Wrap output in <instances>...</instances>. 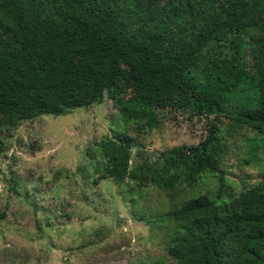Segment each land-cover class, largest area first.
Here are the masks:
<instances>
[{
	"label": "trees",
	"instance_id": "16d2710c",
	"mask_svg": "<svg viewBox=\"0 0 264 264\" xmlns=\"http://www.w3.org/2000/svg\"><path fill=\"white\" fill-rule=\"evenodd\" d=\"M105 96L143 133L168 108L214 115L198 145L133 168L132 136L97 143L103 179L194 190L218 170L222 119L264 135V0H0V115L64 116ZM168 217L174 264H264V181L223 204L194 196Z\"/></svg>",
	"mask_w": 264,
	"mask_h": 264
},
{
	"label": "rangeland",
	"instance_id": "374dc122",
	"mask_svg": "<svg viewBox=\"0 0 264 264\" xmlns=\"http://www.w3.org/2000/svg\"><path fill=\"white\" fill-rule=\"evenodd\" d=\"M122 90L124 100L134 93ZM213 118L168 108L159 127L143 133L107 96L64 116L0 115V264H174L166 248L176 223L168 214L194 196L223 204L263 182L264 135L222 119L218 170L202 174L194 190L103 179L97 143L113 131L132 136L133 168L171 148L198 145Z\"/></svg>",
	"mask_w": 264,
	"mask_h": 264
}]
</instances>
